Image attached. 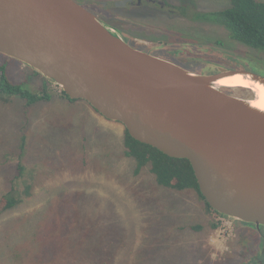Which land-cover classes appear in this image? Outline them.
I'll return each instance as SVG.
<instances>
[{
	"label": "rangeland",
	"instance_id": "374dc122",
	"mask_svg": "<svg viewBox=\"0 0 264 264\" xmlns=\"http://www.w3.org/2000/svg\"><path fill=\"white\" fill-rule=\"evenodd\" d=\"M154 1L197 13L229 5L228 0ZM142 4L131 11L130 26L163 44L165 52H175L190 72L246 70L264 76V52L233 40L222 25ZM115 12L127 17L130 10ZM215 40H221L222 52L205 49ZM2 64L10 81L33 93L47 80L0 54ZM48 82L49 101L27 108L16 96L0 101V197L13 191L23 198L0 213V264H246L242 250L241 256L228 251L236 220L226 217L231 225L222 228V215L209 212L194 191L157 185L147 167L134 173L124 150V127L83 100L60 97L62 90ZM230 89L264 105L257 91ZM26 186H31L28 196ZM245 238L254 235L245 232Z\"/></svg>",
	"mask_w": 264,
	"mask_h": 264
},
{
	"label": "water",
	"instance_id": "95a60500",
	"mask_svg": "<svg viewBox=\"0 0 264 264\" xmlns=\"http://www.w3.org/2000/svg\"><path fill=\"white\" fill-rule=\"evenodd\" d=\"M0 54L120 123L134 140L187 160L219 215L264 227V110L217 84L238 76L264 88L263 76L192 73L130 47L73 0H0Z\"/></svg>",
	"mask_w": 264,
	"mask_h": 264
},
{
	"label": "trees",
	"instance_id": "16d2710c",
	"mask_svg": "<svg viewBox=\"0 0 264 264\" xmlns=\"http://www.w3.org/2000/svg\"><path fill=\"white\" fill-rule=\"evenodd\" d=\"M228 1L229 5L224 9L194 13L192 17L218 23L227 29L233 40L251 49L264 52V1ZM5 69L6 67L3 64L0 65V101L2 103L6 104L11 96H16L25 102V107L27 108L36 102L50 100L51 92L48 88L49 82L47 83V80L44 79L46 82L40 92L33 93L24 88L22 84L10 81L6 76ZM59 96L71 102L77 101L69 99L63 91H60ZM18 144L22 152L24 145L23 136L19 138ZM123 145L126 156L132 158L134 161V173H138L143 167H147L149 172L154 176L157 185L177 191L192 190L201 198L209 212L219 215L208 206L201 196L193 171L187 160L170 158L155 148L134 140L126 130H124ZM16 169L19 175L23 171V167L19 162L16 164ZM29 190H31V186H26L24 189L25 195H29ZM22 199L21 196L14 194L13 191L1 196L0 213L13 208ZM210 225L211 228L215 226L214 224Z\"/></svg>",
	"mask_w": 264,
	"mask_h": 264
},
{
	"label": "flooded vegetation",
	"instance_id": "af4514ba",
	"mask_svg": "<svg viewBox=\"0 0 264 264\" xmlns=\"http://www.w3.org/2000/svg\"><path fill=\"white\" fill-rule=\"evenodd\" d=\"M73 1L79 4L80 6L84 7L87 11L95 15L102 22L106 23L107 25H112L116 29L118 34L122 37V39L130 47L139 50L141 52L147 53L151 56L169 61L185 70L192 69L188 67V65H183V63L181 62L182 60L179 59V57L175 52H170V51L165 52V48H164L165 46L163 44L152 43V41L149 40L148 37H146L140 32L138 33L137 28L132 27L130 25L134 22L133 20L134 14L131 11L141 8L144 5L142 4L143 2H149L151 3L149 5H154L158 7V9L160 10L167 8L168 14L170 15L176 14L180 17L184 16L186 13L187 14L190 13L192 15L194 13H197L196 11H192L191 9L185 8L183 7L182 4L177 6H169V4H164L162 2L161 4H159L160 3L159 1H154V0L151 1L140 0L139 2L137 0H132V2H127L123 6H117L115 4L116 1H114L112 4H107V3L104 4V2H99V1L91 2L90 0H73ZM118 7L119 8L123 7V8H127V10H130V12H128V16L123 17L118 15L115 12V10L118 9ZM205 12H209V11H201V12L198 11V13H205ZM195 20L204 23H212L209 21L196 19V18ZM123 21L129 23V26L125 24L121 25V22ZM213 24L220 25L218 23H213ZM201 46H204L203 48H205V45H201ZM208 48L222 52L221 40H215L214 44L209 45V47L205 49L208 50ZM215 73H218V71H216ZM210 74H214V73L200 74V75H210ZM220 90L226 94H230V95L234 94L233 90L228 88L221 87ZM245 232H249L253 234L254 238L244 239ZM241 250L244 253L243 258L245 259L244 262L246 264L247 263L264 264V227L257 228L254 225L246 224L239 221L235 222L232 240L228 245V251L235 253L238 256L239 255L241 256Z\"/></svg>",
	"mask_w": 264,
	"mask_h": 264
},
{
	"label": "bare ground",
	"instance_id": "6f19581e",
	"mask_svg": "<svg viewBox=\"0 0 264 264\" xmlns=\"http://www.w3.org/2000/svg\"><path fill=\"white\" fill-rule=\"evenodd\" d=\"M237 79H238V76H234V77H231V78H228V79H223V80L219 81L217 84L219 85V87H225V88H228V89H230V88H238V87L247 88V89H251L253 91H257V92H259V93L264 95V88H262L260 86L251 87V86H248L247 84H244V83H242L240 81H237ZM250 99H252V103L255 106H257V107H259V108L264 110V105L255 102L252 97Z\"/></svg>",
	"mask_w": 264,
	"mask_h": 264
},
{
	"label": "built area",
	"instance_id": "2783aa9c",
	"mask_svg": "<svg viewBox=\"0 0 264 264\" xmlns=\"http://www.w3.org/2000/svg\"><path fill=\"white\" fill-rule=\"evenodd\" d=\"M225 219H227L225 216H222V228L223 227H230L231 223L229 221H226Z\"/></svg>",
	"mask_w": 264,
	"mask_h": 264
},
{
	"label": "crops",
	"instance_id": "0c3cea01",
	"mask_svg": "<svg viewBox=\"0 0 264 264\" xmlns=\"http://www.w3.org/2000/svg\"><path fill=\"white\" fill-rule=\"evenodd\" d=\"M91 115H92V117H94V119H97L96 116H95V114H91Z\"/></svg>",
	"mask_w": 264,
	"mask_h": 264
}]
</instances>
